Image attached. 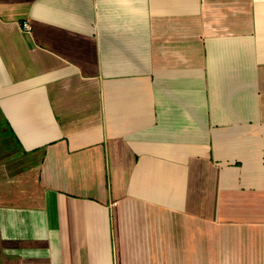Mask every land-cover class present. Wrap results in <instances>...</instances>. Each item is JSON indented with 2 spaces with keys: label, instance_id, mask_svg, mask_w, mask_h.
<instances>
[{
  "label": "crops",
  "instance_id": "obj_1",
  "mask_svg": "<svg viewBox=\"0 0 264 264\" xmlns=\"http://www.w3.org/2000/svg\"><path fill=\"white\" fill-rule=\"evenodd\" d=\"M0 163L7 264H264V0H0Z\"/></svg>",
  "mask_w": 264,
  "mask_h": 264
},
{
  "label": "rangeland",
  "instance_id": "obj_2",
  "mask_svg": "<svg viewBox=\"0 0 264 264\" xmlns=\"http://www.w3.org/2000/svg\"><path fill=\"white\" fill-rule=\"evenodd\" d=\"M8 132H9V129L5 130V133H7L6 134L7 136L10 134V133L8 134ZM17 142H18L17 139L16 140L13 139L11 141V144H10L9 148L7 149L6 146H4L3 147L4 148L3 152L1 153V154H5L3 156L4 157L3 158L4 162H1V163H2V165L5 166V171H7L5 175H7L8 177L4 178V180L6 182H8L10 180H13V178L15 179V177L13 175L15 167L17 165H19L20 163L23 164L24 161H20V160L21 159L24 160L26 158V156L24 154L22 155V153L20 152V151H22L21 149H20V151H18V149L20 147H19V144H17ZM13 160H15L16 162H12ZM7 186H9L11 188V191H12V193L10 191V192H8L6 194L8 196V198H13V196H15V197L13 199H11V200H8V202H5L2 199H0V204L2 203L1 201H3L4 205H10V204L11 205L12 204H24L25 205L28 202H31V200H33V198H31V194H29V193H24V194H21V195H17L16 192H15L18 189V188H16L17 187L16 184L7 185ZM20 188H24L23 190H25L26 192L30 191V188H28L26 185L25 186H21L20 185ZM5 189L6 188L4 187L3 190L5 191ZM34 194L38 195L39 192H36ZM6 195H3V198ZM38 197H39V195H38ZM39 199H38V201H39ZM0 230H1V226H0ZM4 245L5 244H3V240L0 238V255H1L2 250L4 249ZM10 259H11V255L10 254H6V255L3 254L0 257V264H7V261H9Z\"/></svg>",
  "mask_w": 264,
  "mask_h": 264
},
{
  "label": "built area",
  "instance_id": "obj_3",
  "mask_svg": "<svg viewBox=\"0 0 264 264\" xmlns=\"http://www.w3.org/2000/svg\"><path fill=\"white\" fill-rule=\"evenodd\" d=\"M23 28H24L26 31H32V29H33L31 23H30L28 20H25V21L23 22Z\"/></svg>",
  "mask_w": 264,
  "mask_h": 264
}]
</instances>
